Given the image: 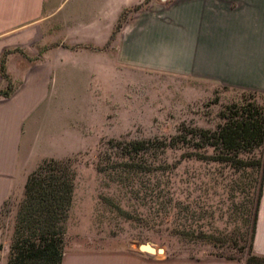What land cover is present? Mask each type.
<instances>
[{"label": "rangeland", "instance_id": "374dc122", "mask_svg": "<svg viewBox=\"0 0 264 264\" xmlns=\"http://www.w3.org/2000/svg\"><path fill=\"white\" fill-rule=\"evenodd\" d=\"M94 1L85 0L84 8H97ZM199 1L135 0L119 20L101 23L106 33L110 25L115 29L104 47V79L81 86L88 109L74 118L77 149L67 157L74 172L64 221L71 243L136 249L147 242L158 250L155 256L220 254L243 260L250 252L264 137L230 142L222 133L249 109L264 118V90L241 86L235 74L240 69H230L231 76L211 74L194 69L191 55H179L184 31L178 15L185 7L199 8L195 39L210 15L218 22L226 18L221 12L226 6H199ZM78 13L75 22H49L48 34L69 28V36L78 39L92 32L98 23L86 21L81 5ZM234 20L229 50L259 49L264 22L253 16L248 23ZM152 22L169 27L177 45L144 44ZM18 202L8 199L0 210L4 262Z\"/></svg>", "mask_w": 264, "mask_h": 264}, {"label": "crops", "instance_id": "0c3cea01", "mask_svg": "<svg viewBox=\"0 0 264 264\" xmlns=\"http://www.w3.org/2000/svg\"><path fill=\"white\" fill-rule=\"evenodd\" d=\"M134 1L95 0L91 5L97 8L89 10L84 8L85 0H0V210L8 199L22 198L27 175L43 159L67 158L77 149L74 118L83 117L89 102L81 86L104 79V47L115 31L110 25L106 33L101 23L119 20L123 8ZM232 4L242 8H228ZM80 5L86 21L98 23L92 32L77 35L78 39L69 36V28L48 34L49 22L63 25L79 19ZM197 5L226 6L221 9L226 18L218 22L210 15L201 27V37L195 39L192 31L199 25V8L185 7L178 15L184 31L179 55H191L194 69L210 70L211 74L226 71L223 74L231 76L230 69H240L235 74L241 77V86L264 90V34L258 36L262 40L259 49L236 46L232 55L227 44L234 36L235 17L241 23H248L250 16L264 22V0H200ZM133 26L131 23L129 28ZM64 39L69 44L63 45ZM177 42L165 24H147L144 44L161 43L170 48ZM70 241L66 230L59 264H244L245 260L220 254L155 256L136 249L93 248ZM250 250L264 257V169ZM0 264H5L1 255Z\"/></svg>", "mask_w": 264, "mask_h": 264}, {"label": "trees", "instance_id": "16d2710c", "mask_svg": "<svg viewBox=\"0 0 264 264\" xmlns=\"http://www.w3.org/2000/svg\"><path fill=\"white\" fill-rule=\"evenodd\" d=\"M244 115L242 120L224 127V139L230 142L237 139H263L264 118L261 119L250 109ZM263 169L264 161L261 174ZM73 178L74 172L69 167L68 158L43 159L27 175L23 196L16 206L5 264H59L64 247V221L72 198ZM244 264H264V257L253 255L250 250L245 256Z\"/></svg>", "mask_w": 264, "mask_h": 264}, {"label": "water", "instance_id": "95a60500", "mask_svg": "<svg viewBox=\"0 0 264 264\" xmlns=\"http://www.w3.org/2000/svg\"><path fill=\"white\" fill-rule=\"evenodd\" d=\"M136 250L140 251V252H145V253H149V254H155V252H157L158 250L153 248L149 243L147 242H143V243H138L135 245Z\"/></svg>", "mask_w": 264, "mask_h": 264}]
</instances>
